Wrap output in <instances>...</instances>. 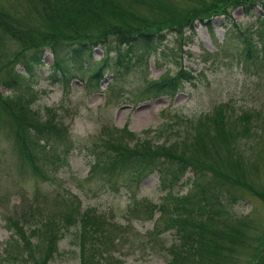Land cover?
Instances as JSON below:
<instances>
[{
    "label": "rangeland",
    "instance_id": "rangeland-1",
    "mask_svg": "<svg viewBox=\"0 0 264 264\" xmlns=\"http://www.w3.org/2000/svg\"><path fill=\"white\" fill-rule=\"evenodd\" d=\"M131 1L135 0H104L106 7L141 17L145 9ZM188 1H191L190 6L200 3V0H196V3L195 0H172L179 8L187 5ZM87 2L0 0V9L8 17H28V24L41 23L40 29L45 27L43 20L35 16V11L46 18L45 14H50L48 10H73L78 12L81 23L90 26L86 28V32H91L92 13L91 10H84ZM242 9L230 6L228 16L220 14L212 17L209 22L197 21L193 32H167L158 41L155 53L138 58L127 53L128 67L121 68L117 79L112 83L110 79L114 78V71L109 67L102 71L103 77L97 79L96 85L91 83V87L88 85V72L77 69L66 73V87L57 80L50 81L46 76L53 57L49 49L43 50L42 60L33 76L34 82L30 83L31 91L24 93L23 97L31 96V103L26 105L38 111L37 115L42 123H46L50 118L49 113L55 110L63 120L66 139L72 144L69 153L63 155L65 163L50 172L52 174L45 180L32 174L21 176L13 164L16 155L12 149L15 145L14 133L12 129L8 132L11 125L6 123V129H0V264H79L82 256H79L78 243L84 242L86 235L83 238L79 233L82 226L78 217L87 209L94 210L98 215L103 214L107 221L117 223L118 228L124 229L123 239H116V247L109 252L112 255L111 262L106 253L98 264L166 263L168 253L158 249L159 240H163L166 247L174 241V233L168 230L148 241V231L152 230L154 219H157L160 212L155 209L151 218L147 219L142 207L146 203H161V197L166 192L159 188L160 181L156 171L138 181L130 182L129 188L126 187L127 178L123 177L126 181L118 192L101 188L100 182L97 184L91 179V175L88 177V163L91 162L92 153L90 147L93 148V143L98 142L101 129L108 128L114 135L121 128H126L131 133L130 136H125L126 141L146 138L152 145L165 141L166 144L172 143L171 146L177 152L186 150L191 153L195 149L193 137L196 135L192 136L191 130L194 127L191 123L197 117L210 113L214 105L224 106V112L232 118L247 113L252 116L251 127L254 133L245 135L230 120L223 122L233 144L224 154L229 161L239 160L242 168L246 164V181H250L258 192L264 193V161L259 156L264 150V49L260 53L263 58L261 63H253L249 71L242 68V41L246 38L256 39L257 26L252 20L259 14V8L252 9L251 15H245ZM103 12L101 8L98 10L103 23L121 24L127 21L116 14L107 15ZM114 37H108L105 43H111ZM259 46L257 44L260 49ZM14 48L13 40L0 33V54L4 57ZM102 54L101 47L96 46L92 51L93 60L101 58ZM108 55L112 57L115 54L110 50ZM181 66L192 72L194 78L183 83L174 96L162 94L158 97H146L142 92L147 80L156 79L160 75H174ZM15 69L22 72L19 65ZM0 93L17 94L15 89L8 90L4 85H0ZM198 132L203 133L199 129ZM54 145L50 144L49 148H55ZM189 176L190 173L186 171L180 182ZM175 188L178 189V194L187 191L185 185H176ZM222 194L228 200L236 197V201L225 205L226 212L233 218H242L247 236L257 239L264 229V202L241 187L229 186L222 190ZM61 197L77 204L78 215L74 217L72 224L64 220L68 210H65L66 205L61 204ZM54 198H57L56 202L51 203ZM51 213L59 216L60 229L56 236L61 238L55 240L58 250H54L55 253L48 258L47 248L44 247L46 238L32 234L30 230L37 226V219ZM218 225L219 223L209 220L206 228L209 231ZM91 238L88 239L89 243ZM219 238L226 247L225 237L220 234ZM253 246L249 241L236 245V251L229 257H224V264H249L257 243L253 242Z\"/></svg>",
    "mask_w": 264,
    "mask_h": 264
},
{
    "label": "trees",
    "instance_id": "trees-1",
    "mask_svg": "<svg viewBox=\"0 0 264 264\" xmlns=\"http://www.w3.org/2000/svg\"><path fill=\"white\" fill-rule=\"evenodd\" d=\"M87 1L84 10H91L92 13L91 32H86V28L90 26L81 23L78 12L73 10H48L49 15L44 13L46 18L35 11V16L43 20L45 27L40 29L41 23L28 24V17H8L0 9V33L11 38L15 45L9 54L6 53L4 57L0 54V85H4L8 90L13 88L17 92L16 95L0 93V129L5 130L6 123L11 125L8 132L12 129L14 133L15 145L12 149L16 155L13 164L21 176L32 174L45 180L52 174L50 172L65 163L63 155L69 153L72 144L66 139L63 120L55 110L49 113V120L42 123L38 118V111L26 105L31 103V96L23 97L24 93L31 91L30 83L34 82L33 76L42 60L43 50L49 49L53 57L46 76L50 81L57 80L65 86L68 81L66 73L77 69L88 72V85L91 87V83L96 85L97 79L103 77L102 71L109 67L114 71V78L110 79L112 83L117 79L121 68L128 67L127 53L136 55L137 58L155 53L158 41H161L167 32H193L194 23L209 22L212 17L220 14L228 16L231 6L242 7L245 15H251L252 9L259 8V14L253 15L255 18L252 20L257 26L256 39H243L241 65L249 71L253 63L257 65L263 61L260 53L261 49H264V0H200L199 5L192 6L191 1H188L182 8L173 4L172 0L131 1L145 9L141 17L106 7L104 0ZM197 1L195 0V3ZM100 8L107 15L116 14L129 22L103 23L102 16L98 13ZM113 35L114 40L105 43L106 39ZM257 44H260V49ZM96 46L101 47L103 56L94 61L92 51ZM110 50L115 54L112 57L108 55ZM16 65L21 67L22 72L15 69ZM193 75L181 66L174 75H160L156 79L147 80L146 88L142 92L146 97H158L162 94L172 97L183 83L194 78ZM251 119L252 116L247 113L228 117L224 106L214 105L210 113L197 117L194 123H191L194 127L191 130L192 136L196 134L193 137L195 149L191 153L186 150L177 152L171 146L172 143L166 144L165 141L158 145L150 144L146 138H132L126 141L125 136L131 135L126 128H121L116 134L113 133L114 135L108 128L101 129L98 142L93 143V148L90 147L92 153L91 162L88 163V177L91 175V179L97 184L100 182L101 188L118 192L126 181L124 178H127L126 187L129 188L130 182L138 181L148 173L156 171L160 181L159 188L166 192L161 197V203H146L142 207L147 219L151 218V214L156 210L160 212L157 219H154L152 230L148 231V241L158 238V235H163L168 230L174 233V241L166 247L164 241L159 240L158 249L168 253L165 264H224V257L234 253L236 245L247 241L251 243V247L253 242L257 243L249 264H264V229L257 239L248 237L242 218H233L226 212L225 205L236 201V197L228 200L222 194V190L228 189L229 186L241 187L264 202V193L258 192L250 181H246L247 165L244 164L242 168L239 160L229 161L224 154L233 144L229 140L230 133L223 127V122L230 120L235 127H239L240 132L247 135L254 133ZM198 129L203 133L198 132ZM50 144H55V148H49ZM261 152L259 156L264 161V150ZM186 171L190 173L189 178L180 182ZM176 185H185L186 193L178 194ZM57 198L51 203H55ZM61 204L66 205L65 210H68L65 222L72 224L74 217L78 215L77 204L74 205L63 197ZM103 216L87 209L78 217L82 226L79 233L83 238L86 235V240L78 243L79 256H82L79 264H98L100 259L105 258L106 253L111 262L112 255L109 252L116 247L114 241L123 239L124 229L118 228L117 223H110ZM58 218L59 216L52 213L42 215L37 219V226L30 230L32 234L46 238L44 247L47 248L48 258L58 250L55 246V240L61 238L56 236L60 229ZM209 220L219 225L208 231L206 226ZM204 233H207L206 237ZM220 234L225 237L226 247L219 238ZM89 238L91 243L88 242Z\"/></svg>",
    "mask_w": 264,
    "mask_h": 264
}]
</instances>
